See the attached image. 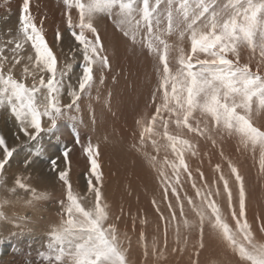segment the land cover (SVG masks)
Returning <instances> with one entry per match:
<instances>
[{
  "label": "snow or ice",
  "instance_id": "1",
  "mask_svg": "<svg viewBox=\"0 0 264 264\" xmlns=\"http://www.w3.org/2000/svg\"><path fill=\"white\" fill-rule=\"evenodd\" d=\"M10 4L0 0V264H264L244 166L258 158L264 199V0H20L7 26ZM121 47L151 61L155 80L146 74L142 106L109 91L98 114L93 90L99 100ZM106 146L127 159L119 199ZM52 209L35 261H17Z\"/></svg>",
  "mask_w": 264,
  "mask_h": 264
},
{
  "label": "rangeland",
  "instance_id": "2",
  "mask_svg": "<svg viewBox=\"0 0 264 264\" xmlns=\"http://www.w3.org/2000/svg\"><path fill=\"white\" fill-rule=\"evenodd\" d=\"M19 3L20 0H11V4H10L11 11L7 13V15L10 17L7 26H15L18 17ZM55 3L56 0H33V4L34 5L39 4L41 6V10H43L45 4L54 5ZM33 11L36 12L37 9L33 7ZM3 15H5V9L0 7V16ZM0 26H3L2 21H0ZM49 38H51V33H49ZM112 63H113V69L111 72L106 73V83L104 86L101 87V96L99 100L95 99L96 92L95 90H93L94 99L92 101V104L96 108L98 114L101 112V109L104 106L109 91H114L116 94V100L126 103L129 108L134 107L137 103H139L142 106L144 95H146L145 93L146 91H144L145 84L147 82L146 74L151 75L152 78L155 79L153 75V65L151 61L145 62L143 59L137 60L130 53L125 54V51L122 47L119 49L116 58L112 61ZM144 71H146L147 73ZM142 75L144 76L142 77ZM113 76L117 77V79L114 80ZM133 84L136 85L135 88H133ZM136 88H138V90H136ZM141 93H144V95H141ZM87 104L88 101L85 99L84 101L85 111L87 109ZM62 131L64 132L65 135H68L67 126L63 127ZM77 155H79V150H77ZM245 163L246 164H244V166L248 172L247 173L248 183L253 188L252 214L254 215L255 212L257 211H264V199L261 198L262 185L260 182L257 181V174L259 171V161L257 159L254 162L252 159L249 158L245 161ZM81 166L82 167L84 166V161H81ZM13 167H15V165H13ZM103 170L106 176L109 178V184L107 185V192L109 194V198H111L113 194H115V197L119 199L120 191L122 190V186L125 183L124 177L127 172V159L124 157L123 153L121 152L118 146L117 147L106 146L104 148ZM113 173H115V175H113ZM73 179L77 180V177L74 175ZM78 184L81 190H83L85 187V181L82 176L78 179ZM36 186L39 191L45 190L44 185L42 184H37ZM48 190L51 191L52 189L48 188ZM56 194L59 195L58 186H57ZM132 204L133 207H135L136 204L135 197H133L132 199ZM140 204L146 205V200L142 191L140 194ZM43 215L46 217V219L45 221H42L37 226H35L37 228V231L35 232L34 237L25 238L18 245L21 252L18 253L15 257L17 261L23 258L24 253H28V252H31L32 258L35 261V249L39 248L42 243L47 242V237L45 235L47 224L48 222H55L57 217L55 215V209H52L50 212L43 213ZM148 235L150 242L152 235L150 229ZM29 245H31V247H29ZM6 247L8 252H12V248L10 245ZM5 258H10V257H5Z\"/></svg>",
  "mask_w": 264,
  "mask_h": 264
},
{
  "label": "bare ground",
  "instance_id": "3",
  "mask_svg": "<svg viewBox=\"0 0 264 264\" xmlns=\"http://www.w3.org/2000/svg\"><path fill=\"white\" fill-rule=\"evenodd\" d=\"M15 3H16V2H15ZM144 72H146V71H144ZM146 73H147V72H146ZM141 74H143V73H141ZM141 74H140V75H141ZM143 76H144V75H142V77H143ZM144 78H145V77H144ZM139 80H140V78H139ZM153 80H155V79L153 78ZM139 82H140V81H139ZM141 87H142V86H141ZM142 88H143V87H142ZM139 89H140V88H139ZM136 90H138V88H136ZM144 91H146L145 88H144ZM141 92H142V91H141ZM138 93H139V92H138ZM145 93H146V92H145ZM257 159H258V158H257ZM244 164H246V163L244 162ZM247 173H248V172H247ZM250 173H251V172H250ZM39 187H40V185H39Z\"/></svg>",
  "mask_w": 264,
  "mask_h": 264
}]
</instances>
